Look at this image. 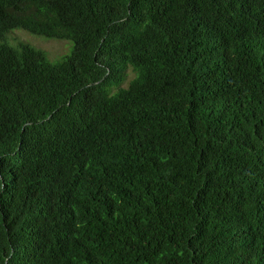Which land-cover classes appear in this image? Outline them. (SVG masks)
I'll use <instances>...</instances> for the list:
<instances>
[{"label": "trees", "instance_id": "obj_1", "mask_svg": "<svg viewBox=\"0 0 264 264\" xmlns=\"http://www.w3.org/2000/svg\"><path fill=\"white\" fill-rule=\"evenodd\" d=\"M13 29L73 47L0 42V264H264V0H0Z\"/></svg>", "mask_w": 264, "mask_h": 264}, {"label": "rangeland", "instance_id": "obj_2", "mask_svg": "<svg viewBox=\"0 0 264 264\" xmlns=\"http://www.w3.org/2000/svg\"><path fill=\"white\" fill-rule=\"evenodd\" d=\"M5 41L14 46H19L21 43H28L37 48L43 49L49 58L48 60L53 63L70 53L73 47V40L71 39L48 38L44 35L33 34L24 29H13L7 34V37L1 39L0 42ZM133 75L134 73L132 70L128 69L126 80L122 85L126 86Z\"/></svg>", "mask_w": 264, "mask_h": 264}, {"label": "clouds", "instance_id": "obj_3", "mask_svg": "<svg viewBox=\"0 0 264 264\" xmlns=\"http://www.w3.org/2000/svg\"><path fill=\"white\" fill-rule=\"evenodd\" d=\"M27 31V30H26ZM69 39V38H68ZM72 40V39H71ZM0 41H1V38H0ZM7 41V40H6ZM14 46V45H13ZM20 46V45H19ZM19 46H16V47H19Z\"/></svg>", "mask_w": 264, "mask_h": 264}]
</instances>
